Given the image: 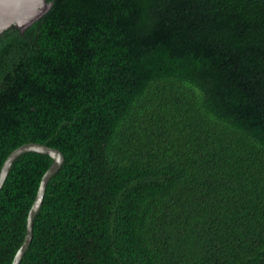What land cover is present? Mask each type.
<instances>
[{
	"label": "trees",
	"instance_id": "obj_1",
	"mask_svg": "<svg viewBox=\"0 0 264 264\" xmlns=\"http://www.w3.org/2000/svg\"><path fill=\"white\" fill-rule=\"evenodd\" d=\"M58 148L19 264H264V0H53L0 41V167ZM52 158L0 189L11 264Z\"/></svg>",
	"mask_w": 264,
	"mask_h": 264
},
{
	"label": "water",
	"instance_id": "obj_2",
	"mask_svg": "<svg viewBox=\"0 0 264 264\" xmlns=\"http://www.w3.org/2000/svg\"><path fill=\"white\" fill-rule=\"evenodd\" d=\"M53 0H0V41L9 33L18 30L20 33L40 18L51 6ZM34 151L47 154L52 158L50 166L43 173L35 198L27 213L24 239L17 249L11 264H19L33 235V222L38 213L49 179L58 171L64 161V154L55 147L39 142H27L13 149L0 167V189L12 163L22 153Z\"/></svg>",
	"mask_w": 264,
	"mask_h": 264
}]
</instances>
